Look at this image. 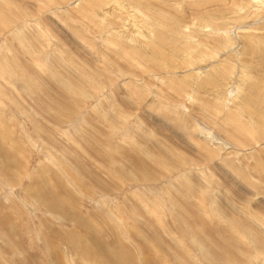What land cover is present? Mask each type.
Listing matches in <instances>:
<instances>
[{"label":"rangeland","instance_id":"374dc122","mask_svg":"<svg viewBox=\"0 0 264 264\" xmlns=\"http://www.w3.org/2000/svg\"><path fill=\"white\" fill-rule=\"evenodd\" d=\"M259 4L0 0V264H264Z\"/></svg>","mask_w":264,"mask_h":264},{"label":"bare ground","instance_id":"6f19581e","mask_svg":"<svg viewBox=\"0 0 264 264\" xmlns=\"http://www.w3.org/2000/svg\"><path fill=\"white\" fill-rule=\"evenodd\" d=\"M258 3H261V2H258ZM259 5L261 6V5H264V4H259ZM255 6H256V5H255ZM262 7H264V6H262ZM262 9H263V8H262ZM134 22H135V21H134ZM136 23H137V22H136ZM137 24H138V23H137ZM134 25H136V24L134 23ZM136 28H137V27H136ZM136 28H134V29H136ZM137 29H138V28H137ZM139 29H140V28H139ZM139 29H138V30H139ZM229 30H230V29H229ZM226 32H227V31H226ZM252 39H254V38H252ZM228 40H229V39H228ZM254 40H255V39H254ZM262 41H263V40H262ZM154 43H155V42H154ZM160 48H161V46H160ZM233 50H234V49H233ZM164 52H165V51H164ZM233 54H234V53H233ZM160 57H161V56H160ZM160 57L158 58V60H159V59H162V58H160ZM154 59H155V58H154ZM156 59H157V58H156ZM156 59H155V60H156ZM204 59H205V58H204ZM159 62H160V61H159ZM161 62H162V61H161ZM206 62H207V61H206ZM223 63H224V62H223ZM228 64H229V63H228ZM187 65H188V64H187ZM223 71H225V70H223ZM196 73H197V72H196ZM210 73H211V72H210ZM225 73H226V72H225ZM208 75H209V74H208ZM188 76H191V75H188ZM229 76H230V75H229ZM210 77H211V76H210ZM231 77H232V76H231ZM243 77H244V76H243ZM243 77H242V78H243ZM244 78H245V77H244ZM231 79H232V78H231ZM232 80H233V79H232ZM233 84H234V83H233ZM209 85H210V84H209ZM234 87H235V86H234ZM235 91H236V90H235ZM237 92H238V91H237ZM217 99H218V98H217ZM219 101H220V100H219Z\"/></svg>","mask_w":264,"mask_h":264}]
</instances>
